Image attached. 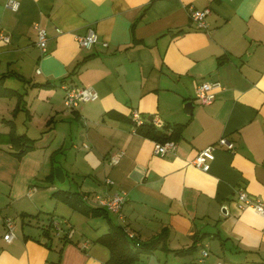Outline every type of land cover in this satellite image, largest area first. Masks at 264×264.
<instances>
[{
    "label": "crops",
    "instance_id": "1",
    "mask_svg": "<svg viewBox=\"0 0 264 264\" xmlns=\"http://www.w3.org/2000/svg\"><path fill=\"white\" fill-rule=\"evenodd\" d=\"M5 1L0 78L22 106L14 112L18 95L0 96V134L12 119L34 142L16 155L0 139V264H109L99 236L111 223L139 242L164 232L131 264H264V214L237 202L240 190L264 201V0H18L15 10ZM191 5L209 8L207 28L193 23ZM34 22L47 32L45 51ZM88 28L98 41L80 46ZM205 80L221 83L209 104L195 98ZM62 83L97 97L67 107ZM134 110L181 123L175 150L155 153ZM212 143L209 169L198 168L191 159ZM57 189L82 192L91 206L96 193L124 191L123 218L75 210ZM4 217L15 222L10 241ZM49 217L51 236L41 232Z\"/></svg>",
    "mask_w": 264,
    "mask_h": 264
},
{
    "label": "built area",
    "instance_id": "2",
    "mask_svg": "<svg viewBox=\"0 0 264 264\" xmlns=\"http://www.w3.org/2000/svg\"><path fill=\"white\" fill-rule=\"evenodd\" d=\"M5 5L15 10L18 8V0H6ZM209 11V8H197L194 6L189 7V14L193 23L200 28H207L206 15ZM33 27L36 30V41L35 43L41 49L45 51L47 48V32L43 26L38 22L33 23ZM76 40L80 46L90 47L98 41V35L93 28H88L86 33L79 34L76 36ZM10 41V35L4 30V27L0 24V42L7 43ZM103 45H107L106 41H102ZM61 86L64 89L63 102L67 107H75L79 102L92 100L97 97V91L91 86H79V85H69L67 83H62ZM221 87L219 81H201L195 86V98L201 104H209L215 98V93L218 88ZM132 120L135 124H139L143 121V117L137 110L133 111ZM152 122L155 125H161V122L152 117ZM217 143L225 145L227 148L232 149L233 143L228 142L225 137H220ZM177 146V143L174 139H167L163 142L155 141L154 151L160 155L165 154L168 151H174ZM216 147V143L208 144L203 148L199 149L194 157L191 159V162L196 165L198 168L203 170H208L210 167V160L214 157L213 149ZM120 153L112 154L110 157L111 162H116ZM106 182L112 183V179L106 178ZM87 195H84V197ZM126 198V193L124 191H114L107 192L102 191L95 194V200L97 205L105 207L106 209L114 212L119 219L123 218L122 206ZM238 206H252L257 211L264 214V201L259 197H254L249 195L244 190L238 192L237 198ZM0 218H2V213L0 209ZM4 239L10 241L15 236V222L11 217H4ZM55 227L56 222H54ZM70 234V229L67 230V235ZM132 235V233H130ZM208 253L207 248L202 250V254L206 255ZM216 264H224L222 261H217Z\"/></svg>",
    "mask_w": 264,
    "mask_h": 264
},
{
    "label": "trees",
    "instance_id": "3",
    "mask_svg": "<svg viewBox=\"0 0 264 264\" xmlns=\"http://www.w3.org/2000/svg\"><path fill=\"white\" fill-rule=\"evenodd\" d=\"M79 61L72 71L79 66ZM18 95L17 103L14 108V112L22 106V96L14 88L4 85L2 77L0 78V96H12ZM150 116V115H149ZM9 124L10 128L8 132L1 133L0 139H7L11 142L15 148L12 152L16 155H21L28 149L33 147L34 139L29 137L25 132L16 131L14 122L12 119H4ZM136 125V130L155 141H165L167 139H177L181 133L182 124L175 122L173 124H161L155 125L152 122V118H144L143 121ZM54 172V170H53ZM82 192L70 189H57L53 192V195L59 200L64 201L73 209L83 213L100 214L105 213L106 208L101 206H91L86 203L83 198ZM53 224V218H48L47 225L41 226V232L47 236H51L50 228ZM68 230V228H67ZM67 234V232H66ZM65 234V236H67ZM164 232L155 234L152 238L145 242H139L136 240L128 239L123 227L120 224L111 223L108 230L99 236V240L105 243L109 250L110 255L108 257L109 264H131L138 258L141 252H146L155 248L164 239ZM193 246H189L185 249H179L178 251H186L192 249Z\"/></svg>",
    "mask_w": 264,
    "mask_h": 264
},
{
    "label": "water",
    "instance_id": "4",
    "mask_svg": "<svg viewBox=\"0 0 264 264\" xmlns=\"http://www.w3.org/2000/svg\"><path fill=\"white\" fill-rule=\"evenodd\" d=\"M188 104H192V103H188ZM54 172H55V175L56 177L59 179V181H63L64 178H65V174H64V170L62 169L61 166H56L54 168Z\"/></svg>",
    "mask_w": 264,
    "mask_h": 264
},
{
    "label": "rangeland",
    "instance_id": "5",
    "mask_svg": "<svg viewBox=\"0 0 264 264\" xmlns=\"http://www.w3.org/2000/svg\"><path fill=\"white\" fill-rule=\"evenodd\" d=\"M60 184H62L63 187H68V180L61 181ZM59 218H60L59 214H56V219H59Z\"/></svg>",
    "mask_w": 264,
    "mask_h": 264
}]
</instances>
